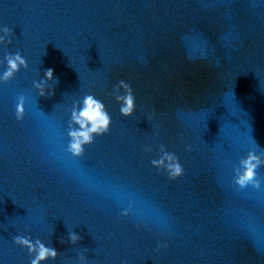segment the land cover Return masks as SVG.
I'll list each match as a JSON object with an SVG mask.
<instances>
[{
	"label": "water",
	"instance_id": "95a60500",
	"mask_svg": "<svg viewBox=\"0 0 264 264\" xmlns=\"http://www.w3.org/2000/svg\"><path fill=\"white\" fill-rule=\"evenodd\" d=\"M3 27L0 76L9 53L28 68L0 80V264H30L18 235L56 249L42 264H264V165L259 190L233 183L249 150L264 153V0H0ZM48 68L58 83L41 97ZM87 94L112 122L73 158L71 110ZM161 144L176 180L151 163Z\"/></svg>",
	"mask_w": 264,
	"mask_h": 264
},
{
	"label": "clouds",
	"instance_id": "9594fccd",
	"mask_svg": "<svg viewBox=\"0 0 264 264\" xmlns=\"http://www.w3.org/2000/svg\"><path fill=\"white\" fill-rule=\"evenodd\" d=\"M2 31L3 35L0 36V44H10L11 39L9 37L13 35L12 30L8 27H3ZM5 59L7 61V70L0 76V80L5 83L12 80L21 68H28L27 61L20 52L9 53ZM53 80L58 83V80L54 77V70L48 68L45 70L43 79L38 82L33 81V86L38 91L39 96L46 97L54 94L53 88L46 90L48 82ZM121 89H123V94H121ZM111 94L121 104L120 114L126 118L131 117L136 109V97L133 94L132 87L121 80ZM26 100L27 98L23 94L17 97V103L15 104V118L17 121H22L25 117ZM111 122V116L106 110L105 104L93 94L85 95L82 106L74 104L72 107L68 128L69 143L66 151L73 158L82 157L85 152V146L91 145L94 142V137L102 136L109 132ZM150 150V148L145 149V151ZM160 152V158L152 160V165L157 169L165 170L171 180L181 177L184 174V168L180 164L179 158L174 153L166 151L163 144L160 145ZM261 165H264V153L258 154L256 151L249 150L247 155L240 159L239 165L234 166L233 183L241 190L248 186L259 190L261 188V180L258 178L257 170ZM129 211H131V205L122 215L127 216ZM13 240L16 245L26 248L29 255L33 257L30 264H42V262L49 259L56 260L58 256V252L54 247L46 246L40 239H36L33 242L30 237L18 235L13 237ZM80 240L81 237L76 232H69L68 242L74 245ZM79 259L81 264H86L83 254L79 256Z\"/></svg>",
	"mask_w": 264,
	"mask_h": 264
}]
</instances>
